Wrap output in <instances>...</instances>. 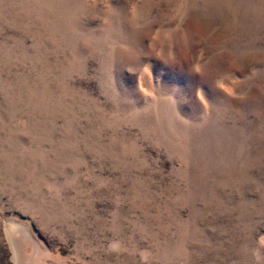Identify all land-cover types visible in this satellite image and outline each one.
Returning a JSON list of instances; mask_svg holds the SVG:
<instances>
[{
	"label": "rangeland",
	"instance_id": "374dc122",
	"mask_svg": "<svg viewBox=\"0 0 264 264\" xmlns=\"http://www.w3.org/2000/svg\"><path fill=\"white\" fill-rule=\"evenodd\" d=\"M262 236L264 0H0V264H264Z\"/></svg>",
	"mask_w": 264,
	"mask_h": 264
},
{
	"label": "clouds",
	"instance_id": "9594fccd",
	"mask_svg": "<svg viewBox=\"0 0 264 264\" xmlns=\"http://www.w3.org/2000/svg\"><path fill=\"white\" fill-rule=\"evenodd\" d=\"M260 243H261V245H264V236H262L261 238H260ZM257 256H258V254H257ZM259 258V257H258Z\"/></svg>",
	"mask_w": 264,
	"mask_h": 264
}]
</instances>
